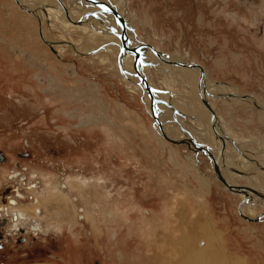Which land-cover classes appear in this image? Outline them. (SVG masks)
I'll list each match as a JSON object with an SVG mask.
<instances>
[{"label":"rangeland","instance_id":"rangeland-1","mask_svg":"<svg viewBox=\"0 0 264 264\" xmlns=\"http://www.w3.org/2000/svg\"><path fill=\"white\" fill-rule=\"evenodd\" d=\"M111 1L140 46L202 67L218 93L207 98L210 129L218 141L234 137L222 155L234 161L236 183L250 186L248 176L264 169V109L255 105L264 108V0ZM23 4L0 0V264H179L185 243H205L213 264H264V199L229 190L206 155L159 134L142 95L108 62L112 43L54 12L41 26L44 9ZM34 28L47 67L35 60L43 52L30 40ZM163 66H147L166 95L157 115L207 142L200 119L189 117L198 94ZM181 105L188 112L174 113ZM216 112L233 137L218 131ZM91 113L97 118L85 122ZM240 153L262 166L236 171Z\"/></svg>","mask_w":264,"mask_h":264},{"label":"bare ground","instance_id":"bare-ground-1","mask_svg":"<svg viewBox=\"0 0 264 264\" xmlns=\"http://www.w3.org/2000/svg\"><path fill=\"white\" fill-rule=\"evenodd\" d=\"M72 1L74 3H72V5L67 8V7L64 6L65 4L63 3L62 0H20L21 3L26 4V5L23 4V6H24L23 10H25V11H31V9L30 8H26V6L27 7H31V8L39 7L42 10L44 9V13H39L38 20H37L38 24L41 25V26H42L44 20L48 19V18H46L47 14L49 16H52V15H54L53 14V12H54V13H56L55 15H57L58 17L60 16L63 20L65 19V21H67L68 23H70V22L79 23L81 25L80 28L82 29V31L84 33H87V34L90 33L89 34L90 39L98 40L100 43H112V45L109 46V47L112 49L111 53L113 55V58L111 60H108V62H110L112 64L113 69L115 71H118V69H119L118 72L123 71L125 73L126 77L128 78L127 79L128 85L132 87L131 90L136 91V92H138V93H140L142 95L143 101H144L145 106H146L145 109L148 112H150L151 110H150L149 97H148V95L146 96L144 94V92H143L144 89L142 88L143 86L139 82V76L137 75L136 70L133 68L134 55L133 54H129L128 52H126L124 50H121V42H120V37H119V35L121 34V26H120L119 22L115 19L114 15L110 12L109 8H107L104 5H100V6L98 5L97 6L96 4H94V3H92L91 1H88V0H72ZM98 1H102V2H105V3H108V4L112 5L118 12L117 6L111 0H98ZM36 3H38V4H36ZM34 4H36V5H34ZM55 6H57L58 8H56ZM94 7L95 8L99 7L101 9L97 10ZM93 9L100 12L99 15L95 14L93 12L94 15L90 16L92 18L94 17L97 20L93 19V21H91V22H86V21H88V19H90V17L89 16H85L84 13L87 10H93ZM58 12H61V14H58ZM119 15H120V13H119ZM83 16H85V17L83 18ZM81 17L83 18L82 21L79 20V18H81ZM113 20L115 21V27H114ZM52 25H55V23H52ZM125 32H126V36H127V41H126L127 46L138 45L141 59H140L139 62H137V69L140 72V74L145 78L147 83L149 85H151V87L153 89H155L154 83L150 80V78L148 76L149 74H148L147 66L152 65L154 67H157V63H159L161 65H164L163 67H165V69H167L168 71H171L172 73L175 74L174 76L171 75V77H175L176 75H178L181 78H183V79L186 78L188 81H190V83L189 82L188 83H189V86L191 87V90H193L194 93L198 94V97H199V99H198V97H194V99L196 98L198 100H196V104L194 103L195 105L192 106L193 108L191 109V111L194 112V115H195L198 111H203L204 107H205L206 110H207V111H205V113L209 116V118L207 116H204V117L201 116V119L199 120L201 122V123H199L200 127H197V129L201 130L202 127L204 126L205 133L207 134V136H209V140L207 142H204L201 139H199V137L197 135H195V133H190L191 137L195 140L196 143H202L208 148V150L210 151V153L212 154L213 158L215 159V161L217 163V166H218V168L220 170L221 175L223 177L225 176L224 177L225 180L227 182L231 183V184L239 185L238 183H236V180L234 179V177L235 176H240V174L237 173V172H234V171H230V170L226 171L225 170L227 168L228 162L230 164H233L234 161H230L229 158H227L228 157L227 156V157H225V162L227 163V165H225L224 158H223V155H224L223 151L224 150L228 151V149H231L230 145L233 144V143H231L232 139L230 138L229 140H227V139L223 138L222 141H218V140H216L214 138V136H213L214 132L213 131L216 132L217 129H215L214 127H213V130L210 129V125L212 123L211 122L212 121V118H211L212 112L210 111L209 107H207L205 104H203L204 102H202L200 100V96H201V99L205 97L206 100L209 103V106L211 107V109H213L211 103L207 99V94L208 95H209V93L215 94V95L217 94L216 93L217 91H215L212 87H210L211 86L210 85L211 81L205 78L204 80H201V82H199V69L196 68V67H188V66H185V65L182 66V65H177V64L174 65L175 64L174 62L179 60V59H175L174 55H172V56L170 55L169 58H165L162 54H161V56L157 55V53L153 49H151L150 47H147V46L142 47V46H140L141 42L139 41L138 38L137 39L135 38V35L133 34V32L129 31L127 25H126ZM45 36H46L45 32L43 31V36L42 37L44 38V40L49 41V42L50 41L53 42L55 40L52 36L50 37L51 39H49L47 36H46L47 37L46 38ZM40 37L41 36H40L39 33H37L36 28H34L33 35L30 38V40H31V42L34 45L38 46L39 51L43 52V55L40 58L39 57L37 58L35 55H34V57H35V60H36L37 63H39L41 66L43 65L44 67H47L48 65L45 63V61L42 58L46 54H48L50 52L45 50L44 46L41 43ZM86 43H89V42H86ZM53 46H55V45H53ZM88 46L89 45H85V47H88ZM41 48H43L44 50H42ZM85 49H88V48H85ZM156 51H159V50H156ZM162 57L165 58L166 60H164ZM105 59H107V57ZM184 62H187V61H184ZM166 64H168V65H166ZM179 68H181L180 72L178 71ZM194 71H195V73L193 75H189V74H192ZM187 75H189V76H187ZM193 78H195L197 80H195ZM191 79H192V81H191ZM49 81L52 82V83H55V84H59L57 79L53 78L52 76L49 77ZM129 82L131 83V85H130ZM134 83H136V85H134ZM206 87L208 88V90H207L208 93L206 91ZM56 88H58V87L56 86ZM203 88H205V90ZM57 90H59V88ZM76 91H79V89L76 90ZM228 92L231 95V98L234 97L233 99H236V101H238V102H244V103H247L248 101L251 102V98L250 97L249 98L248 97H242L239 94V92H238V90L236 88H228ZM228 92H226V93H228ZM153 94H154V96L157 99L161 98V97L162 98L166 97V95H164V94L156 93L155 90H154ZM196 94H195V96H196ZM164 100H166V99H164ZM200 101H201L202 104H200ZM161 103L164 104L163 102H161ZM255 105L259 106L260 109L262 110V107H263L262 103H259L258 105L255 103ZM187 106H188V104H187ZM156 107L157 106L155 104L154 109H155L156 113H158L157 112L158 110H157ZM179 111L181 113L188 112V110H186L184 108V106H182V105H181V108L179 109ZM213 112H214V110H213ZM199 113H201V112H199ZM262 113H264V111ZM101 114H103V113H101ZM81 118L83 120V117H81ZM94 118H97V116L95 117V114H93V113L88 114L87 118H85L86 119L85 122H89V121L92 122V120ZM158 120L160 122L161 127H159L158 123H156L155 125H158V127H156V128H157V131L160 130L159 134L162 137H163V135H162V132H163V133L172 135L170 137L172 139L189 138V136H187V133H184L179 128V126H176V127L173 126L172 127L169 124L168 125L164 124V120H162L161 118L159 119V116H158ZM215 122H216L215 123L216 126L219 127V128L218 127L217 128H218V131H220V133L221 132L224 133L225 137L227 136V134L232 136L228 129L224 130V128H222L220 120H219L218 117L216 118ZM217 123H218V125H217ZM205 125L207 127H205ZM166 126L167 127L169 126V128H166ZM167 137H169V136L167 135ZM228 153H229V151H228ZM239 158L241 159V164L238 167H239V170H241V171H246V170L248 171V170H251V169H257V168L262 166V164H260V165L259 164H255V162L251 163L250 160H247L246 156L244 154H242V153H240V157ZM211 164H212V167H213L212 161H211ZM213 170H214V168H213ZM247 183L250 186H252V187L246 185L247 189L244 191V194L247 195V194H249L251 192V193H254L257 196L261 197L262 199H264V197H262L260 195V193H264V174L263 173L259 174V176H250L249 175ZM258 193H259V195H258ZM58 195H59V193H58ZM62 199H64V198H62ZM62 202H65V201L62 200ZM36 207L34 208V210L29 209V211L34 214L36 209H37ZM61 207H62V205H61ZM27 211H28V209H27ZM38 211H39V209L37 210V212ZM21 212H23V209H22ZM185 244H182V250L180 252L182 258H181L179 264H213L210 261L211 257L207 256L208 252L204 249L205 243H204V246L199 248V250H194V249H192L193 247L190 248L189 246H187ZM221 264H223V263H221Z\"/></svg>","mask_w":264,"mask_h":264},{"label":"water","instance_id":"water-1","mask_svg":"<svg viewBox=\"0 0 264 264\" xmlns=\"http://www.w3.org/2000/svg\"><path fill=\"white\" fill-rule=\"evenodd\" d=\"M88 1H91L92 3L96 4L97 6L98 5L99 6L100 5H104L107 8H109L110 12L114 15L115 19L119 22V24L121 26V34L119 35L120 42H121V50H124V51L128 52L129 54H133L134 55L133 68L136 70V73L139 76V82L141 83V85L143 86V89L146 91V93H147V95L149 97L150 110H151L150 113H151L152 117L154 118L155 123H158L159 127H161L160 122L158 120V115H157V113H156V111L154 109L155 104H157V102H159L160 100L157 99L154 96V94H153L155 89H153L151 87V85H149L147 83L145 78L140 74V72L137 69V62H139L140 59H141L138 45L127 46V44H126L127 36H126V32H125V30H126L125 19H123V17L119 15L117 10L112 5H110L108 3H105V2H102V1H98V0H88ZM145 45H147V44H145ZM147 47H150L151 49H153L157 53V55L161 56L160 51H156L155 48L152 45L148 44ZM163 59L166 60L165 58H163ZM174 63L177 64V65H182V66L185 65V66H188V67H196V68H198L199 71H200L199 82H201L202 75H203V69H202V67L199 64L194 63V62H188L187 63V62H180V61H176ZM203 89L205 90V88H203ZM202 100H203L204 104L207 107H209L210 111L213 114L214 113L213 109H211V107L209 106V103L204 98H202ZM174 113H178V114L183 115L180 111H177V110H174ZM187 134H188L189 138L172 139L170 137H167V135L162 132L163 137L167 141L172 142V143H176V144L184 143V144H186L188 146L189 149H191V151L195 152V154L201 152L204 155L208 156L209 159L213 163V168H214V171L216 173L217 179H219V181H221L223 183V185H225L229 190L238 192V191H245L247 189L246 186L234 185V184H231V183L227 182L225 180V178L221 175L220 170H219V168L217 166V163H216L215 159L213 158L212 154L210 153V151L208 150V148L202 143H196L195 140L191 137V134L190 133H187ZM3 160H4V157H3L2 153L0 152V161H3ZM258 195H259V193H258ZM260 195L262 197H264V193H260ZM1 222H0V224H1Z\"/></svg>","mask_w":264,"mask_h":264},{"label":"flooded vegetation","instance_id":"flooded-vegetation-1","mask_svg":"<svg viewBox=\"0 0 264 264\" xmlns=\"http://www.w3.org/2000/svg\"><path fill=\"white\" fill-rule=\"evenodd\" d=\"M56 8H58L57 6H55ZM27 12H30V11H27ZM139 44V43H138ZM175 57V59H179L180 60V57L179 56H177V55H175V54H173ZM118 71H119V69H118ZM178 71L180 72L181 71V68H179L178 69ZM119 73V72H118ZM128 73V72H127ZM194 73H192L191 75H193ZM190 75V74H189ZM189 75H187V76H189ZM149 76V75H148ZM150 78V77H149ZM193 79H195V78H193ZM150 80H151V78H150ZM197 80V79H196ZM152 81V80H151ZM191 81H192V79H191ZM126 82H127V80H126ZM153 82V81H152ZM130 83V82H129ZM221 83H219V85H220ZM127 85H128V83H127ZM130 85H131V83H130ZM134 85H136V83H134ZM129 86V85H128ZM129 88L131 89V86H129ZM207 91V90H206ZM207 93H208V91H207ZM158 95V94H157ZM224 95H226V94H223L222 96H224ZM213 96H218V93L215 95V94H211V93H209V95L207 94V98H213ZM209 102L211 103V105H212V102L209 100ZM204 106V105H203ZM212 107H213V105H212ZM264 108L262 107V110H263ZM202 110V109H201ZM205 111H207L206 110V108L204 107V110L203 111H198L196 114H195V116H194V114H192V115H190L189 117H193V118H197L198 120L199 119H201V116H207L208 118H209V116L205 113ZM199 112H201V113H199ZM216 116L217 117H220V119L219 120H221L220 122L223 124V119L221 118V116H220V114H218L217 112H216ZM200 115V116H199ZM159 119H160V116H159ZM157 127H158V125H157ZM223 127L224 128H226L225 127V125L223 124ZM222 129V128H221ZM227 129V128H226ZM160 131V130H159ZM158 131V132H159ZM231 133V132H230ZM234 138V137H233ZM225 153H228V151H226V150H224V154ZM223 158H224V156H223ZM224 163H225V160H224ZM225 165H227V163H225ZM262 168H264V167H262ZM233 169V167L231 166V165H227V168L225 169L226 171L227 170H232ZM257 169H259V168H257ZM236 170V169H235ZM251 170H254V169H251ZM264 170V169H263ZM263 170H261V169H259L258 171H260L259 173H263L264 174V171ZM225 171V172H226ZM236 171H241V170H239V169H237ZM224 172V173H225ZM243 172V171H242ZM223 173V174H224ZM247 173V172H246ZM225 177V176H224ZM227 179V178H226ZM228 180V179H227ZM229 181V180H228ZM39 212V211H38ZM26 214H28V213H26ZM22 218L21 216H19V215H17V213L15 212L14 213V217H13V219L14 220H18V218ZM19 225L20 224H18V225H16V227H19ZM34 230V229H33Z\"/></svg>","mask_w":264,"mask_h":264},{"label":"crops","instance_id":"crops-1","mask_svg":"<svg viewBox=\"0 0 264 264\" xmlns=\"http://www.w3.org/2000/svg\"><path fill=\"white\" fill-rule=\"evenodd\" d=\"M231 139H233V138H231Z\"/></svg>","mask_w":264,"mask_h":264}]
</instances>
